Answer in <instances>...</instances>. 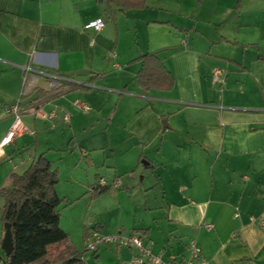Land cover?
<instances>
[{"label":"crops","instance_id":"0c3cea01","mask_svg":"<svg viewBox=\"0 0 264 264\" xmlns=\"http://www.w3.org/2000/svg\"><path fill=\"white\" fill-rule=\"evenodd\" d=\"M236 3L146 0L113 14L106 0H0V140L8 107L39 91L20 109L33 133L3 149L0 189L43 155L79 251L96 228L137 233L164 260L193 239L209 264H264V0ZM97 17L101 30L83 28ZM145 53L171 73L170 90L139 86ZM79 69L89 73L59 91L38 73ZM100 178L119 187L92 197ZM109 246L86 261L134 253Z\"/></svg>","mask_w":264,"mask_h":264},{"label":"trees","instance_id":"16d2710c","mask_svg":"<svg viewBox=\"0 0 264 264\" xmlns=\"http://www.w3.org/2000/svg\"><path fill=\"white\" fill-rule=\"evenodd\" d=\"M106 1L116 14L143 8L146 0ZM138 59L141 64L136 80L143 90L173 87V76L154 53H145ZM70 81L63 86L73 83ZM11 179L10 188L0 189L3 199L0 222L10 225L13 247L8 256H0V264H83L80 260L83 251L74 247L59 225L58 207L64 200L57 195L58 170L51 161L39 155L24 172L13 174ZM105 189L95 185L92 197Z\"/></svg>","mask_w":264,"mask_h":264},{"label":"built area","instance_id":"2783aa9c","mask_svg":"<svg viewBox=\"0 0 264 264\" xmlns=\"http://www.w3.org/2000/svg\"><path fill=\"white\" fill-rule=\"evenodd\" d=\"M104 26V20L101 17L94 18L89 20L84 24V29H92L94 31H99ZM25 72L33 71L29 65L23 67ZM48 77V90L49 91H59L64 88L63 83L70 81V78L66 75H58L50 72H38ZM224 69L215 67L211 73V82L213 84H222L223 82ZM23 80H26V76L23 77ZM26 90L24 91V93ZM22 105L19 102H15L13 105L9 106L7 112L14 117V122L11 125L10 129L0 140V157L3 154V149L8 145L12 139L23 132L30 131L28 128L21 122V113L20 109ZM86 109L85 106H83ZM45 119H50L52 113L42 115ZM67 119V116L66 118ZM101 187L117 188L119 187V181L114 180L109 184L105 179L100 178L98 184ZM206 227H211L209 224L205 225ZM109 246L115 245L116 247L125 246L130 250H133L134 253L132 258L128 262H123L121 264H209V260L202 254L200 247L198 246L195 240H189L186 243V254L176 256L172 255L166 260L158 253H153L151 249L144 243V239L141 235L137 233H131L124 235L120 232L115 234H104L99 229H93L89 236L84 241L83 245V254L80 256V260L83 261V264H94L86 261L85 254L91 253L94 254L100 246ZM0 262H2L0 260Z\"/></svg>","mask_w":264,"mask_h":264},{"label":"water","instance_id":"95a60500","mask_svg":"<svg viewBox=\"0 0 264 264\" xmlns=\"http://www.w3.org/2000/svg\"><path fill=\"white\" fill-rule=\"evenodd\" d=\"M89 73V70L86 69H79L66 72V76H75V75H86ZM39 95V91H34L28 97H26L22 102L21 105L29 104L37 100ZM4 234L1 240L0 248L4 252L5 256H8L12 251L13 243H12V236L10 231V225L8 223L3 224Z\"/></svg>","mask_w":264,"mask_h":264},{"label":"rangeland","instance_id":"374dc122","mask_svg":"<svg viewBox=\"0 0 264 264\" xmlns=\"http://www.w3.org/2000/svg\"><path fill=\"white\" fill-rule=\"evenodd\" d=\"M3 203V199H2V197H0V207H1V204ZM0 231L1 232H3L2 233V236H1V238H0V243H1V240H2V237H3V234H4V230H3V228H2V225H0ZM109 247H111L110 248V250L112 251V252H114L115 251V246L114 245H110ZM116 248H118L117 250L118 251H120V249H126V250H130V249H128L127 247H125V246H120V247H116ZM83 249V247L80 249V250H82ZM117 251V252H118ZM116 253V252H115ZM132 255L133 254H130L129 255V257L128 258H126V259H120V258H118V256H117V254L115 255V257H113V255H112V259H111V257H110V255L107 253V254H104V258H106V264H121V263H123V262H128L131 258H132ZM0 256L3 258L5 255H4V252L0 249ZM110 257V258H109ZM108 262V263H107Z\"/></svg>","mask_w":264,"mask_h":264}]
</instances>
